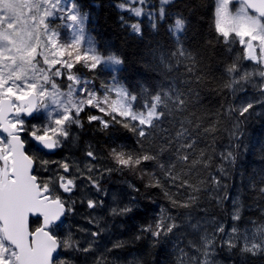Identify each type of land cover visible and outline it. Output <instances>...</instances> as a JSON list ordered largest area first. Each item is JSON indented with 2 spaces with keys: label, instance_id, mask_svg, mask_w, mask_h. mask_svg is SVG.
I'll use <instances>...</instances> for the list:
<instances>
[{
  "label": "snow or ice",
  "instance_id": "6c2138e0",
  "mask_svg": "<svg viewBox=\"0 0 264 264\" xmlns=\"http://www.w3.org/2000/svg\"><path fill=\"white\" fill-rule=\"evenodd\" d=\"M173 3L115 5L132 35L143 38L146 18L153 32L163 26L168 36L151 49L157 82L134 87L119 76L123 57L89 34V14L77 0H0V264H75L62 255L67 252L82 255L85 264H107L97 249L96 238L106 230L98 210L107 195L103 182L114 173L138 174L146 189L162 192L170 207L142 224L135 239L147 236L155 245L183 237L174 264H219L217 249L238 254L243 264L264 260V209L259 220L241 227L242 205L233 200V223L226 229L210 214L226 197L220 195L221 179L209 171L217 134L228 131L232 141L220 153L217 170L223 176L237 161L241 125L264 114V0H213L209 33L199 48L186 43L187 18L169 17ZM218 46L232 56L209 82L205 50ZM105 72L109 79L97 86ZM202 85L225 99L214 112L200 111ZM116 126L134 134L138 147L117 141L100 152L88 143L82 160L41 155L77 144L88 128L106 133ZM29 141L37 151H30ZM204 141L210 143L201 147ZM252 187L264 198V180ZM132 211L131 203L107 209L112 217ZM77 216L91 227L61 231Z\"/></svg>",
  "mask_w": 264,
  "mask_h": 264
},
{
  "label": "trees",
  "instance_id": "16d2710c",
  "mask_svg": "<svg viewBox=\"0 0 264 264\" xmlns=\"http://www.w3.org/2000/svg\"><path fill=\"white\" fill-rule=\"evenodd\" d=\"M119 0H77L81 9L89 14L87 29L93 35L99 45L109 51L115 52L123 57L125 63L119 76L123 81L134 87L141 82L150 84L156 83L152 79L151 69L155 65V60L151 55V49L157 42H168L165 28L161 26L158 32H153L149 21L143 19V38L131 34L130 30L123 27L120 21L122 13L115 6ZM213 0H175V3L167 6L169 17L183 14L188 20L186 29L189 47L199 48L201 42L208 36L210 12L208 6ZM154 7L159 6V0H152ZM129 21L136 18L123 13ZM239 47L234 46V52H238ZM231 53L226 52L223 46H218L205 50L203 61V72L209 82L213 77H219L223 72V64L226 63ZM246 66L248 62H243ZM84 74L89 75L86 70ZM105 73L97 77V86L102 80H108ZM251 91V90H250ZM200 111L214 112L225 102L221 94L212 88L201 86ZM142 102V101H141ZM140 103V102H138ZM259 107L257 111H259ZM223 128H230V123H225ZM242 136L239 140V148L235 149L238 158L234 166L227 170V174L221 176L217 170L221 163L220 153L227 151L232 146L229 132L221 130L217 134L214 143L213 164L209 171L221 179L220 195L226 197L222 206L215 204L210 209V214L214 215L217 222H223L226 229L231 226V213L233 211V200H238L242 205L241 226H248L251 219L261 218V209H264V198L261 197L257 189L252 185H261L264 180V114L254 115L241 125ZM81 139L85 144L91 143L99 146L101 152L117 141L129 148H136L137 137L131 132L116 126L108 132H99L93 128L81 133ZM210 141H204L201 147ZM154 166L148 165L151 170ZM115 175L118 173H114ZM117 178L123 184V191L120 190L121 204L133 205V211L120 217L121 231L127 241L123 251L127 253V260L130 264H174L176 259L175 248L183 237L169 238L159 244H153L151 239L145 238L136 240L138 228L145 222H150L157 215L161 207H170L167 200L163 198L160 189H146L144 181L138 174L125 173L118 174ZM129 185H135L139 191H133ZM117 191V190H115ZM118 196V192L116 193ZM135 198V199H133ZM129 243V244H128ZM130 245V246H129ZM216 257L222 264H243L242 258L236 255H229L227 251L217 249ZM248 264H264V260L253 258Z\"/></svg>",
  "mask_w": 264,
  "mask_h": 264
},
{
  "label": "flooded vegetation",
  "instance_id": "af4514ba",
  "mask_svg": "<svg viewBox=\"0 0 264 264\" xmlns=\"http://www.w3.org/2000/svg\"><path fill=\"white\" fill-rule=\"evenodd\" d=\"M85 145L86 144L84 140L81 139V133H80V140L77 144L73 145L69 143L65 147L56 150L55 153H48V154L41 153V155H43L44 158L46 159L61 160V159H64L66 156H68L71 158L82 160L84 158L83 150H84ZM93 145L97 148V150H99L98 145H95V144ZM29 149L30 151L35 152L38 150V146L35 145L34 142L29 141ZM117 178H119L118 174L116 175L113 174L109 179L103 182V187L107 190V195L100 197L101 199L104 200L105 203H104V208L99 209L98 212L103 216V219L101 220V225L104 226L106 230L101 234L100 237L96 238L97 239V249L98 251L103 252L107 256V264H130V262L127 260L128 252L123 251V247L112 248V245L117 241H124L125 243H127V241L124 238V235H126V233H122L120 229L122 226V224L120 223L121 216L112 217V216H109L107 213V209H109L110 207H114V206L122 207L123 206L121 204V199L119 196L121 195L120 190L123 191V187H122L123 184L119 182L120 180H118ZM117 192H118V196L116 195ZM70 219L72 218L71 217L68 218V220L66 221V225L61 228V231L67 230V226L70 222ZM77 224L81 226L91 227L90 225L86 223V221L81 219L79 216L76 217V222L73 224L74 226L73 230H75V226ZM33 227H35V225H33ZM125 243H124V246L126 247ZM108 249H111V251H108ZM63 255L68 256L70 259H74L75 264H85L84 258L80 254H74L71 252H67L66 254H63ZM88 264H91V260L88 261Z\"/></svg>",
  "mask_w": 264,
  "mask_h": 264
},
{
  "label": "rangeland",
  "instance_id": "374dc122",
  "mask_svg": "<svg viewBox=\"0 0 264 264\" xmlns=\"http://www.w3.org/2000/svg\"><path fill=\"white\" fill-rule=\"evenodd\" d=\"M248 67L251 68V67H254V66H252V65L249 64ZM75 222H76V218H75V219L72 218V219H70V222H69L68 225H71L72 227H74L73 224H74ZM84 227H87V226H84ZM241 227H244V226H241ZM63 254H66V253H63ZM63 254H62V255H63ZM73 260H74V259H73ZM216 260L219 262V264H222V263L220 262V260H219L217 257H216ZM74 261H75V260H74Z\"/></svg>",
  "mask_w": 264,
  "mask_h": 264
}]
</instances>
